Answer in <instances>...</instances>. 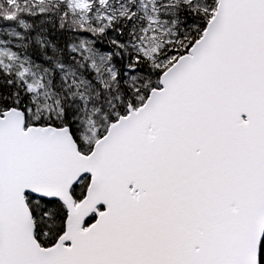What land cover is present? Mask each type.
I'll list each match as a JSON object with an SVG mask.
<instances>
[{
    "label": "snow or ice",
    "instance_id": "snow-or-ice-1",
    "mask_svg": "<svg viewBox=\"0 0 264 264\" xmlns=\"http://www.w3.org/2000/svg\"><path fill=\"white\" fill-rule=\"evenodd\" d=\"M0 264H264V0H0Z\"/></svg>",
    "mask_w": 264,
    "mask_h": 264
}]
</instances>
